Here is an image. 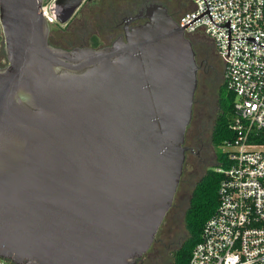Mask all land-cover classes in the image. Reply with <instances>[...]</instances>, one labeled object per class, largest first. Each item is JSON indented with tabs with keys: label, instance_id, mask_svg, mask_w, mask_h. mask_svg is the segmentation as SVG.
I'll list each match as a JSON object with an SVG mask.
<instances>
[{
	"label": "water",
	"instance_id": "obj_1",
	"mask_svg": "<svg viewBox=\"0 0 264 264\" xmlns=\"http://www.w3.org/2000/svg\"><path fill=\"white\" fill-rule=\"evenodd\" d=\"M83 1L55 0L56 20ZM43 2L0 0V258L137 264L183 172L192 40L151 0L106 44L57 46Z\"/></svg>",
	"mask_w": 264,
	"mask_h": 264
},
{
	"label": "built area",
	"instance_id": "obj_2",
	"mask_svg": "<svg viewBox=\"0 0 264 264\" xmlns=\"http://www.w3.org/2000/svg\"><path fill=\"white\" fill-rule=\"evenodd\" d=\"M177 18L187 36L203 31L224 64V83L233 94L234 136L221 146L219 202L205 221L187 264H264V0H189ZM55 0L41 11L53 21ZM0 264H12L0 258Z\"/></svg>",
	"mask_w": 264,
	"mask_h": 264
},
{
	"label": "flooded vegetation",
	"instance_id": "obj_3",
	"mask_svg": "<svg viewBox=\"0 0 264 264\" xmlns=\"http://www.w3.org/2000/svg\"><path fill=\"white\" fill-rule=\"evenodd\" d=\"M146 1L151 0H102L101 3L100 1L84 0L63 26L50 30L49 40L54 45L66 48L72 46L97 47L106 44L124 30L127 19L123 18L135 15ZM157 1L162 2L167 7L168 12L176 21L188 9L183 0ZM99 3L102 6L101 9L93 14L95 30H88L84 7L88 4L98 6ZM91 11L93 12V10ZM79 15L85 17L83 19L85 26L80 30H78L76 23L82 21V18H78ZM141 21L139 19L131 20L127 26ZM191 36L189 37L192 40L198 65L195 103L197 90L202 83L203 86H207V84L215 85L218 91L223 80L224 64L215 55V46L203 31H197ZM5 61L0 30V65H3ZM196 111V107L193 106L192 119L187 127L184 139L186 151L183 172L173 204L166 213L149 250L137 261V264H171L173 260L162 263V259L165 256L173 259L174 251L181 246L188 236L185 214L190 205L192 191L205 172L219 163L217 147L211 139L212 126L207 130V138H204L199 122L195 121Z\"/></svg>",
	"mask_w": 264,
	"mask_h": 264
},
{
	"label": "trees",
	"instance_id": "obj_4",
	"mask_svg": "<svg viewBox=\"0 0 264 264\" xmlns=\"http://www.w3.org/2000/svg\"><path fill=\"white\" fill-rule=\"evenodd\" d=\"M190 9L188 7L187 11ZM196 102L194 103V107ZM233 94L226 89L224 79L217 91V109L212 124L211 139L217 147L219 162L224 159L221 146L225 140L233 138L234 134L229 128L233 119ZM249 141L257 144H264V130L254 129L249 135ZM220 174L213 168L208 169L196 183L190 200V205L185 214V223L188 236L181 246L173 253L171 264H187L191 251L200 240V233L205 221L215 212L219 198L218 185Z\"/></svg>",
	"mask_w": 264,
	"mask_h": 264
},
{
	"label": "rangeland",
	"instance_id": "obj_5",
	"mask_svg": "<svg viewBox=\"0 0 264 264\" xmlns=\"http://www.w3.org/2000/svg\"><path fill=\"white\" fill-rule=\"evenodd\" d=\"M93 2L96 1H101L102 0H92ZM54 2V0H44L43 3L52 5V3ZM183 2H185L187 4L188 7L191 6V3L189 0H183ZM98 4V6H93L91 4L86 5L84 8V14L85 17L87 19V28L88 30L94 31L95 30V19H94V13L95 11H99L101 9V4ZM92 6V7H91ZM93 10V12L91 11ZM85 17L83 18V16L79 15L78 18H82L81 22H76L77 23V28L78 30L83 29L85 26V22L83 19H85ZM78 21V20H77ZM51 23V29H55L56 27H61L64 25V23H60L56 20V18L50 22ZM70 31V30H68ZM215 55H217V57L219 58L217 52L214 50ZM196 112H195V121L201 126V131L203 134L204 138H207V130L208 128H210L214 122V118L216 115V109H217V89L215 85H208L207 86H203V83L200 85V87L197 90V94H196ZM172 258H169L168 256H165L162 259V263H165L167 261H172ZM165 261V262H164Z\"/></svg>",
	"mask_w": 264,
	"mask_h": 264
},
{
	"label": "bare ground",
	"instance_id": "obj_6",
	"mask_svg": "<svg viewBox=\"0 0 264 264\" xmlns=\"http://www.w3.org/2000/svg\"><path fill=\"white\" fill-rule=\"evenodd\" d=\"M59 9H60V6H58V10H56V9H54L53 11H54V14L55 13H57V11H58V13H59ZM56 10V11H55ZM192 37V36H191Z\"/></svg>",
	"mask_w": 264,
	"mask_h": 264
}]
</instances>
